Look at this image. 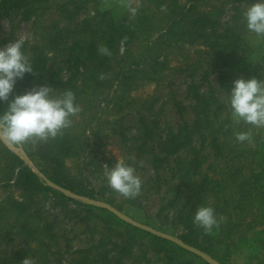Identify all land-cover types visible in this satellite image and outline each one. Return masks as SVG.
Instances as JSON below:
<instances>
[{"label": "rangeland", "instance_id": "374dc122", "mask_svg": "<svg viewBox=\"0 0 264 264\" xmlns=\"http://www.w3.org/2000/svg\"><path fill=\"white\" fill-rule=\"evenodd\" d=\"M234 2H203L199 11L222 7L224 11L220 18L227 21L233 14V7L239 6ZM128 3L138 6L137 13L147 7L143 0L36 1L18 11L11 10L9 16L0 14V47L23 39L24 53L32 57L43 52L48 61L47 68L55 71L61 65L57 58L69 54L70 49L66 47L74 44V35L68 36V32L77 31L75 29L83 22L99 13L112 12L121 18L128 12L124 7ZM149 15L153 17L150 28L164 26L161 11ZM132 22L137 24L136 19L132 18ZM160 37V32L153 31L144 40L142 31L131 44L130 59H127V48H121L123 51L120 52V67L139 62L141 69L147 71L157 57L159 62L167 58L166 64L160 66V63V73L155 77L142 79L138 76L134 89L126 93L112 89L104 77L103 83L87 84L92 90H85V98L90 101L85 103L82 113L70 126L71 138H75L73 148L81 155L68 158L65 170L73 182L91 190L92 197L76 195L55 185L38 172L21 146L9 145L0 138L1 145L20 156L47 187L56 191L28 195L25 199L14 181L0 182V264H22L26 256L31 257L33 264H111L110 261L116 258H121V264H166L165 257L154 252L150 239L135 229L186 245L180 240L185 233L183 224L175 218L179 208L169 204L170 197L166 192H171L178 182L173 173L177 164L191 161L195 155L200 157L197 160L201 162L203 173L208 171L209 179L222 182L223 198L230 202L228 210L242 201L243 183L252 181L250 178L259 172V161L264 158V127L234 122L229 107H225L221 109L219 121L228 116L235 127L239 125V130L235 128L225 151L217 159L211 139H206L198 148L197 136L188 134L195 121V101L189 91L195 85L198 92L211 93L222 101L220 67L211 51L201 43H191V37L169 44V48L162 46ZM245 41L255 63H264L262 38L250 32ZM64 45L67 46L63 48ZM69 72L63 71L61 77L66 78ZM235 79L234 76L232 81ZM96 94L98 96L93 97ZM177 132L182 135L181 149L177 153L175 149L171 154L163 151L166 139ZM238 132L249 133L250 142H238ZM194 147L196 151L191 150ZM120 157L126 158L142 179L141 192L133 198L114 191L105 179L106 170L114 167ZM5 162V153L0 149V178L6 173ZM156 166L160 168L159 175ZM199 179L195 177L185 186L186 196L191 193L192 183ZM208 187L210 189L203 194L207 195V202L213 204L214 184ZM252 201L244 212L246 222L237 228L242 239L241 249L232 254L229 264H264V223H260L258 217L259 200ZM14 202L41 209L38 239H33L30 232L26 234L20 230L23 218L20 217L19 224L17 216L22 212ZM217 219L218 222L225 220L223 215ZM218 225L221 226V222ZM213 229L219 234L224 228L215 226ZM130 236L134 239L128 244ZM192 250L188 251L208 263L219 264L206 253ZM221 255L227 257L226 253Z\"/></svg>", "mask_w": 264, "mask_h": 264}, {"label": "trees", "instance_id": "16d2710c", "mask_svg": "<svg viewBox=\"0 0 264 264\" xmlns=\"http://www.w3.org/2000/svg\"><path fill=\"white\" fill-rule=\"evenodd\" d=\"M36 1L39 0H30V2L28 0H1L0 14L9 16L11 10L18 11V9L29 4L32 5ZM232 1H235L234 3L239 6L233 7V14L227 21H222L220 18L224 11L222 7L214 6L209 10L199 11V6L203 2L220 3L224 0H185L184 3L181 0H143L147 7H143L135 17L130 16L129 12L121 18L112 12L99 13L94 18L83 22L75 29L77 31L68 32V36L71 33L74 35V44L72 47L63 46V48L67 46V50L70 49L69 54H61V57L57 58L61 65L55 71L52 68H47L48 61L43 56V52L35 53L34 56L29 57L35 73L26 74L23 79L18 80L13 95L22 94L36 85L49 84L55 87L57 92L71 89L83 110L85 103L90 101L85 98V90H92L87 85L90 82L98 85L105 79L104 81L112 89L115 88L121 93H126L134 89L135 83L139 79L138 76L143 79L155 77L160 73L158 68L167 63V58L164 59V62H159L158 57L154 59L150 71L141 69L139 62L136 64L130 62L127 67L119 66L122 61L120 60L121 48H127L126 55L129 56L127 59H130L132 57L131 44L140 32L145 33L144 40L149 38L153 31L160 32L159 41L162 42L163 47L168 48L169 44L178 43L179 40H188L191 37V43H201L214 55L216 64L220 67L219 82L224 97L221 101L216 95L198 92L197 87L192 86L189 96L195 101L193 110L195 121L188 134L197 136L198 143L200 142L198 148L204 145L206 139H211L212 149L215 152V159H217L221 152L225 151L227 140L233 135L235 128L239 130V125L235 127L228 116L225 120L219 121L221 109L228 107V91L231 90L233 77L239 78V74H243L242 77L245 78L255 77L264 80V63L263 61L255 63L251 56V49L245 41V36L250 32L246 27L243 13L254 1ZM159 11L164 16L161 22L164 23V26L158 25L152 29L150 27L153 17L149 14ZM132 18L137 20V24H132ZM181 23L186 24L180 26ZM179 30L181 32L178 34ZM261 38L264 42V37ZM25 46L26 44L23 47ZM101 47H106L110 55L102 54ZM151 49L154 50L152 47ZM63 71H70L66 78L61 77ZM97 96V94L93 95L95 98ZM11 98L10 96L9 99ZM6 107L7 102H0V112ZM81 113L82 111L78 115ZM78 115L72 120L78 118ZM71 136L69 127L56 138H50L47 141L29 140L17 146H21L38 172L55 185L76 195L92 197L91 190H87L78 182H73L65 170V161L68 158L81 155L73 148L72 141L75 138H71ZM181 136V133L177 132L168 137L163 151L171 154L176 149L177 153L183 145L180 143ZM189 139L191 140V137ZM0 149L5 153V165L7 166L5 176L0 178V182L14 181L25 199L28 195H45L49 192H56L47 187L20 156L3 144H0ZM191 150L196 151V148H191ZM260 153L263 154L262 151ZM199 158V155H195L191 161L184 160L177 164L173 173L177 176L178 182L171 192H166L170 197L169 204L179 208L175 218L183 224L185 230L180 240L191 248L211 256L219 264H229L232 254L241 249L242 239L239 238L240 233L237 228L246 222L244 212L253 203L252 199L254 202L259 200L256 206L259 211L258 217L260 223H264V158L259 161V172L250 178L252 181L246 180V183H243L242 201L237 202L230 210H228L230 202L223 198L222 182L209 179L208 171L203 173L201 162L197 160ZM155 170L159 175L160 168L156 166ZM195 177L201 179L196 180L195 184L192 183L191 193L186 196L185 186L189 185L188 183ZM210 184H214L212 196L215 202L213 204H209L207 195L203 194ZM14 205L21 208L22 212V215L17 216L19 224L20 217L23 218L20 230L26 234L30 232L29 235L33 239H38L40 228L37 224L40 222L41 209L31 208L29 204L23 202H14ZM205 205H211L215 209L217 217L224 216L225 220L218 222H221V226L217 225L218 228H224L219 231V234L214 232L216 229L205 233L200 226L193 222L196 210ZM135 230L150 239L149 244L153 247L154 252L163 255L167 261L166 264H210L172 241L138 229ZM133 239L134 237L130 236L128 244L132 243ZM222 253H226L227 257L220 256ZM110 263L121 264V258L113 259Z\"/></svg>", "mask_w": 264, "mask_h": 264}, {"label": "clouds", "instance_id": "9594fccd", "mask_svg": "<svg viewBox=\"0 0 264 264\" xmlns=\"http://www.w3.org/2000/svg\"><path fill=\"white\" fill-rule=\"evenodd\" d=\"M124 7L130 16H136L138 6L128 3ZM243 16L248 31L264 37V0H254ZM24 43L23 39H16L0 47V102H7V107L0 112V138L9 145L56 138L71 126L72 118L82 111L71 89L57 92L55 87L41 84L22 94L13 95L17 81L26 74L35 73L33 64L23 51ZM100 51L110 55L106 47H101ZM227 104L234 122L243 121L264 127V80L255 77L236 78L228 91ZM236 139L243 143L250 142L251 137L247 132H238ZM105 179L114 191L124 197L133 198L142 189V179L136 168L124 157H120L114 167L106 170ZM193 222L206 232H211L218 225L215 209L211 205L199 207ZM22 264H33V260L26 256Z\"/></svg>", "mask_w": 264, "mask_h": 264}, {"label": "water", "instance_id": "95a60500", "mask_svg": "<svg viewBox=\"0 0 264 264\" xmlns=\"http://www.w3.org/2000/svg\"><path fill=\"white\" fill-rule=\"evenodd\" d=\"M1 1V0H0ZM182 247H184L185 249H188V250H191V251H194V250H192L193 248H191V247H186V245H184V244H180ZM199 254V253H198Z\"/></svg>", "mask_w": 264, "mask_h": 264}]
</instances>
